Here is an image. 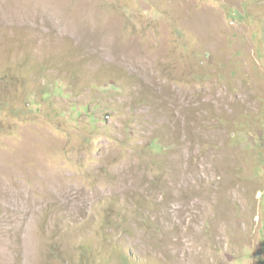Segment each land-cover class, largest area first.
<instances>
[{
  "label": "rangeland",
  "instance_id": "obj_1",
  "mask_svg": "<svg viewBox=\"0 0 264 264\" xmlns=\"http://www.w3.org/2000/svg\"><path fill=\"white\" fill-rule=\"evenodd\" d=\"M264 264V0H0V264Z\"/></svg>",
  "mask_w": 264,
  "mask_h": 264
},
{
  "label": "trees",
  "instance_id": "obj_2",
  "mask_svg": "<svg viewBox=\"0 0 264 264\" xmlns=\"http://www.w3.org/2000/svg\"><path fill=\"white\" fill-rule=\"evenodd\" d=\"M124 264V263H123Z\"/></svg>",
  "mask_w": 264,
  "mask_h": 264
}]
</instances>
